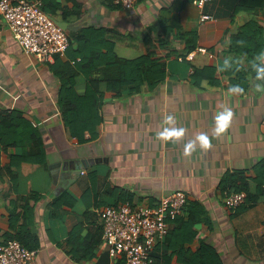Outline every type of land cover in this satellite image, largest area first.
I'll use <instances>...</instances> for the list:
<instances>
[{
  "label": "crops",
  "instance_id": "obj_1",
  "mask_svg": "<svg viewBox=\"0 0 264 264\" xmlns=\"http://www.w3.org/2000/svg\"><path fill=\"white\" fill-rule=\"evenodd\" d=\"M55 1L61 5L56 19L74 24L70 33L107 32L98 40L102 55L111 56L112 47L120 60L152 55L165 65L166 77L137 92L103 85L97 135L79 143L65 125L60 93L72 82L78 95L87 91L85 75L70 71L80 57L67 51L39 63L19 46L0 13V243L28 230L40 246L27 264H95L108 251L100 208L154 206L183 191L189 202L201 203L205 215L189 229L170 221L169 254L183 245L172 264H189L180 256H194L203 242L221 264H264V91L255 87L264 79H256V62L249 66L230 45L251 20L264 36V8L249 11L240 0H210L203 8L194 0H139L131 9L112 0ZM203 15L212 20L202 21ZM239 66L248 76L245 84L236 83L241 92L229 94ZM225 107L234 113L231 126L213 137L214 117ZM168 115L174 118L168 127L185 129L176 143L156 139ZM200 133L208 134L211 147L185 156V143ZM233 175L245 178L252 196L260 190L257 203L225 206L232 191L224 192L222 183ZM98 236L94 257L80 260L75 253L86 246L92 252Z\"/></svg>",
  "mask_w": 264,
  "mask_h": 264
},
{
  "label": "trees",
  "instance_id": "obj_2",
  "mask_svg": "<svg viewBox=\"0 0 264 264\" xmlns=\"http://www.w3.org/2000/svg\"><path fill=\"white\" fill-rule=\"evenodd\" d=\"M32 3L41 1V9L51 16L52 18L57 17V11L60 10L61 5L55 0H28ZM113 1V0H112ZM241 7L249 11H253L257 8H264V0H240ZM252 22V24H251ZM250 23V24H249ZM248 25H244L236 34L231 37V52L237 56H246L248 65L251 62L256 64L261 63V59H257L258 56L264 51V36L262 29L257 21L251 20ZM105 30H96L93 28L85 29L78 35L71 33L70 47L68 51L73 52L75 57H80V62L76 71L73 72L74 76L77 71L80 70L87 79V91L83 95H78L73 89L72 85L64 84L60 93V105L62 108V114L65 125L70 130V135L76 138L79 143H86L88 140L96 137V127L101 123L99 115V108L102 104L104 91L102 86L105 85L107 90L118 91L120 87L132 86L133 92L139 91L141 86L148 84L149 86H156L162 82L166 77V69L163 62L159 59L154 58L152 55H146L136 60H120L116 54L113 53V47L110 49L109 57L102 55L101 51L103 46L99 45V41H104L106 37ZM84 40H90V45L86 44ZM77 44V46H75ZM253 48V49H252ZM56 58H59L56 57ZM233 64V63H232ZM234 66L237 63L233 64ZM69 67V66H67ZM237 70L236 79L233 82L234 85L240 81L244 83L248 71L244 67L239 66ZM245 84V83H244ZM135 90V91H134ZM89 132V139L86 137V133ZM261 185V182L259 183ZM223 191H232L235 193L244 192L247 195L246 202L249 206L257 203L260 194V190L255 196H252L250 192V186L243 177L233 175L227 177L222 183ZM68 197L66 194L62 195L59 199ZM56 203V205H57ZM70 206L68 202H64ZM205 212L201 203L199 202H187L180 216L175 219V223L182 224L186 229L192 228L196 223L202 220ZM12 218V217H11ZM188 219V222L184 220ZM14 228V224H11ZM76 232V231H75ZM73 233V235L75 234ZM195 235V232H193ZM72 235V236H73ZM9 240H17L22 246L28 250H37L40 246L38 237L32 235L28 230H18L16 235L10 236ZM171 235L167 236L164 242L159 243L153 258L155 264H172L174 257H179L182 254L183 245L175 249V252L169 254L168 247ZM101 236H98L96 244L91 241V250L102 242ZM8 241V240H7ZM160 247V248H159ZM83 248V252L78 256L80 260L92 259L94 257V249L90 252V249ZM179 252V253H178ZM215 252L212 247L207 243H202L201 249L197 254L188 258L187 256H180V258L186 259L184 261L189 264H221L219 259H214ZM213 255V256H212ZM180 260L179 262H184ZM115 264H124L123 260H118Z\"/></svg>",
  "mask_w": 264,
  "mask_h": 264
},
{
  "label": "built area",
  "instance_id": "obj_3",
  "mask_svg": "<svg viewBox=\"0 0 264 264\" xmlns=\"http://www.w3.org/2000/svg\"><path fill=\"white\" fill-rule=\"evenodd\" d=\"M210 0H194L203 8ZM122 9L133 8L139 0H113ZM41 1L0 0V13L16 42L24 52L39 63L53 62L65 56L70 47V37L52 18L41 9ZM212 20L208 15L202 21ZM205 51V50H203ZM244 192L228 193L225 206L236 209L246 202ZM188 196L175 191L161 197L154 206H132L128 203L100 208L99 217L103 226V241L114 263L155 264L153 255L157 245L167 237L170 221L183 212ZM36 256L17 240L0 243V264H27Z\"/></svg>",
  "mask_w": 264,
  "mask_h": 264
},
{
  "label": "clouds",
  "instance_id": "obj_4",
  "mask_svg": "<svg viewBox=\"0 0 264 264\" xmlns=\"http://www.w3.org/2000/svg\"><path fill=\"white\" fill-rule=\"evenodd\" d=\"M257 59H264V53H261L260 56L257 57ZM253 67L257 73L256 79H264V64H253ZM255 87L257 91H264V84L257 83ZM228 91L229 94H233L241 92L242 89L239 87V85H234L233 87L229 88ZM233 116V111L228 107H225L222 111L216 113L211 126L213 137H221L228 132ZM173 120L174 118L171 115L164 117L163 125L165 126L156 133V139L165 142L176 143L185 135L184 128L167 126L171 124ZM197 147H199L203 151H206L211 147V139L207 133H200L199 135L195 136L193 140L185 143L184 155H191V153L194 152Z\"/></svg>",
  "mask_w": 264,
  "mask_h": 264
},
{
  "label": "water",
  "instance_id": "obj_5",
  "mask_svg": "<svg viewBox=\"0 0 264 264\" xmlns=\"http://www.w3.org/2000/svg\"><path fill=\"white\" fill-rule=\"evenodd\" d=\"M55 22L58 26H60L63 30L67 31L68 33H70L71 31H74V24L68 23L66 21H60L55 19ZM64 172H69V167L67 168L66 166H64ZM75 169L77 171H81L82 167H75ZM95 264H111V255H110V251H106L104 253H102L100 255V257L98 258L97 262Z\"/></svg>",
  "mask_w": 264,
  "mask_h": 264
},
{
  "label": "rangeland",
  "instance_id": "obj_6",
  "mask_svg": "<svg viewBox=\"0 0 264 264\" xmlns=\"http://www.w3.org/2000/svg\"><path fill=\"white\" fill-rule=\"evenodd\" d=\"M69 34V37H72L71 33H68Z\"/></svg>",
  "mask_w": 264,
  "mask_h": 264
}]
</instances>
